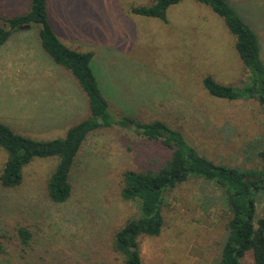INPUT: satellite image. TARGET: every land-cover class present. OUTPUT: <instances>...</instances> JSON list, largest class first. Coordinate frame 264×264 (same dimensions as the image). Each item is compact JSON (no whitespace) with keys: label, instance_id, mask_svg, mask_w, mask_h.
I'll list each match as a JSON object with an SVG mask.
<instances>
[{"label":"rangeland","instance_id":"obj_1","mask_svg":"<svg viewBox=\"0 0 264 264\" xmlns=\"http://www.w3.org/2000/svg\"><path fill=\"white\" fill-rule=\"evenodd\" d=\"M0 1L6 17L28 5L26 0ZM228 2L257 34L264 61V0ZM150 3L48 0L59 38L94 53L95 71L121 103L110 101L112 114L142 123L161 120L214 163L261 171L262 107L253 100L216 99L202 84L207 75L236 87L246 79L235 37L219 16L192 0L172 6L168 23L130 12ZM35 37L33 30L15 32L0 49V122L24 135L63 138L84 117L87 102L77 81L54 64ZM6 157L0 148V171ZM169 157V149L135 131L100 129L81 152L68 203L54 205L45 198V183L56 165L53 159L33 162L22 186L5 198L15 205L34 204L44 213L41 236L50 244L46 256L55 263L120 264L112 249L114 234L139 216L137 202L121 199L123 174L129 169L156 170ZM165 198L161 234L139 238L143 264H218L231 215L217 187L192 178ZM255 210L257 222L264 215V191L256 197ZM242 264H254L252 252Z\"/></svg>","mask_w":264,"mask_h":264},{"label":"trees","instance_id":"obj_2","mask_svg":"<svg viewBox=\"0 0 264 264\" xmlns=\"http://www.w3.org/2000/svg\"><path fill=\"white\" fill-rule=\"evenodd\" d=\"M26 1V10L8 17L0 1V49L15 32L33 30L41 50L77 81L87 102V111L63 138L40 139L24 135L0 122V148L7 155L0 171V260L5 264H66L65 260L55 263L54 258L46 256L50 244L47 246L41 236L44 213L34 204L10 203L5 198L6 193L22 186L25 170L33 162L53 159L56 165L46 180L45 198L54 205H65L73 196L75 167L90 135L118 126L158 142L170 151V157L156 170L129 169L123 174L121 199L137 202L139 216L129 219L114 234L112 249L120 264H143L139 238L161 234L166 193L192 178L215 185L230 210L227 238L218 264H242L249 252L253 254L254 264H264V215L255 221L256 197L264 191V151L259 153L263 160L261 171H242L218 165L201 155L180 131L161 120L142 123L127 115L117 118L111 112L110 101L119 106L121 103L110 95L108 84L105 88L103 76L99 77V72L95 71L94 53L66 44L59 38L52 25L48 0ZM184 1L191 0H151L149 5L133 7L130 12L168 23L169 9ZM192 1L208 7L224 21L235 37V49L246 71V79L239 87L219 83L209 75L203 78V87L216 99L253 100L264 110V61L257 34L228 0ZM27 25L28 29H21ZM258 177L262 179L257 180ZM1 218L10 219V222Z\"/></svg>","mask_w":264,"mask_h":264},{"label":"water","instance_id":"obj_3","mask_svg":"<svg viewBox=\"0 0 264 264\" xmlns=\"http://www.w3.org/2000/svg\"><path fill=\"white\" fill-rule=\"evenodd\" d=\"M29 28V26L27 25V26H23V27H21V29H28ZM262 178L261 177H258L257 178V180H261ZM246 180H248V179H246ZM253 180H256V178H253Z\"/></svg>","mask_w":264,"mask_h":264}]
</instances>
